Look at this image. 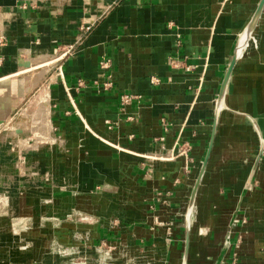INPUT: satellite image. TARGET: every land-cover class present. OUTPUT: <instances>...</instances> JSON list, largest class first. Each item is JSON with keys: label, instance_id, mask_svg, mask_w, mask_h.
Here are the masks:
<instances>
[{"label": "crops", "instance_id": "obj_1", "mask_svg": "<svg viewBox=\"0 0 264 264\" xmlns=\"http://www.w3.org/2000/svg\"><path fill=\"white\" fill-rule=\"evenodd\" d=\"M260 2L0 0V264H264Z\"/></svg>", "mask_w": 264, "mask_h": 264}, {"label": "water", "instance_id": "obj_2", "mask_svg": "<svg viewBox=\"0 0 264 264\" xmlns=\"http://www.w3.org/2000/svg\"><path fill=\"white\" fill-rule=\"evenodd\" d=\"M263 4H264V0H261V2L259 3V5L257 7V10H256L254 16L252 17V19L250 20L249 24L241 32V34L239 35V37L237 39V43H236V46H235V49H234V52H233L232 60H231V62L229 64V66H228L227 72L225 74V77H224V80H223V83H222V86H221V90H220L219 96H218V98L216 100V105H215L216 114L224 106L223 100H224V95H225V89H226V84H227V80H228V77L230 75L231 69H232L234 63L239 58V56H240L243 48L247 44L248 40L251 38V35H252V32H253V27H254L255 22H256V20H257V18L259 16V13H260V11L262 9ZM263 151H264V134H260L259 135V154H258V157H257V159L255 161V164H254L253 168H252L251 174L249 176V180L245 184V190H247L249 188L250 179H251L252 175L254 174V170L256 168L258 160H259L261 154L263 153ZM204 167H205V162L203 163V165L201 167V171H200L199 177L196 180V183H195V185L193 187V190L191 192L190 201H189L188 208H187L186 215H185L186 245H185V252H184V257H183V264H185V260H186V257H187V246H188L189 229H190V215H191V211H192V208H193V205H194V199H195L197 186L199 184V181H200V178H201V174L204 171ZM237 220H238V218H237L236 214H234L231 217V219H230L229 231L227 232L226 237L224 239L223 249H222L220 257H219L220 261L223 259V256L225 254V250L230 247L229 245L231 243L230 239H231V235H232L231 230L235 227V224H236Z\"/></svg>", "mask_w": 264, "mask_h": 264}, {"label": "built area", "instance_id": "obj_3", "mask_svg": "<svg viewBox=\"0 0 264 264\" xmlns=\"http://www.w3.org/2000/svg\"><path fill=\"white\" fill-rule=\"evenodd\" d=\"M141 1H147V0H141ZM91 29H92V24H90V23L80 25L79 26V31H80L79 32L80 33L79 40L81 39V37L83 35L90 32ZM1 42H2V37L0 36V43ZM72 49H73L72 46H69L67 49H65L61 52V55L69 53ZM0 62H1V59H0ZM108 66H109L108 60H102L100 62L101 68H107ZM130 100H131V97L128 94H123L121 96V104L122 105L127 104ZM187 150H188V147L186 146V143H181L178 140H176L174 142V145L172 146V148L170 150L169 157H173L176 153L177 154H186ZM148 158L151 159L150 156H148ZM161 158H163V157H161ZM101 247L106 250V254L112 252V250L114 248L113 246H100V248ZM62 252H65V251H62ZM107 263H108V261L101 259V258L95 262H84V264H107ZM121 264H136V262L133 259H128L127 261L122 262Z\"/></svg>", "mask_w": 264, "mask_h": 264}, {"label": "rangeland", "instance_id": "obj_4", "mask_svg": "<svg viewBox=\"0 0 264 264\" xmlns=\"http://www.w3.org/2000/svg\"><path fill=\"white\" fill-rule=\"evenodd\" d=\"M36 94V92L35 91H32L29 95L31 96V97H33L34 95ZM37 95V94H36ZM37 97V96H36ZM34 99H36V98H34ZM17 113H18V110L17 111H15V112H13L12 114H11V118H14L16 115H17ZM29 114V113H28ZM30 115H32V112H30ZM33 116V115H32ZM1 125V124H0ZM4 126H5V122L4 123H2V126L0 127V129L1 128H4ZM1 197V196H0Z\"/></svg>", "mask_w": 264, "mask_h": 264}, {"label": "bare ground", "instance_id": "obj_5", "mask_svg": "<svg viewBox=\"0 0 264 264\" xmlns=\"http://www.w3.org/2000/svg\"><path fill=\"white\" fill-rule=\"evenodd\" d=\"M263 28V27H262Z\"/></svg>", "mask_w": 264, "mask_h": 264}]
</instances>
